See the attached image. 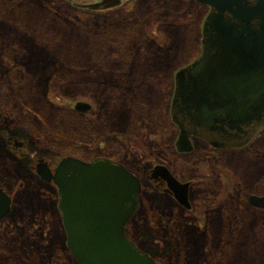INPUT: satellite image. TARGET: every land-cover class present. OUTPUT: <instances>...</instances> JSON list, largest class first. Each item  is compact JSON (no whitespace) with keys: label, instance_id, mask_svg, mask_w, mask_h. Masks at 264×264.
Returning <instances> with one entry per match:
<instances>
[{"label":"rangeland","instance_id":"obj_1","mask_svg":"<svg viewBox=\"0 0 264 264\" xmlns=\"http://www.w3.org/2000/svg\"><path fill=\"white\" fill-rule=\"evenodd\" d=\"M77 2L82 0H0V37L13 32L23 43L1 42L0 60L24 65L37 77L32 85L10 82L7 64H0V78L7 80L0 79V187L13 198L12 215L27 231L8 234L22 239L19 244L0 243V264L63 263L57 187L32 166L44 158L54 169L68 156H107L139 175L148 202L142 200L140 218L128 231L153 257L168 261L183 242L184 264H264V208L247 199L264 196V128L241 150L213 151L199 138L192 152L175 148L174 74L200 54L208 6L197 0H130L93 10ZM79 102L92 108L77 109ZM13 136L27 147L14 149L8 143ZM161 163L193 181L195 203L206 197L223 213L212 211L214 218L202 207L184 209L197 217L178 220L181 234L173 237L166 230L174 231L173 224H148L153 210L146 204L168 203L149 177ZM198 220L204 221L201 227Z\"/></svg>","mask_w":264,"mask_h":264},{"label":"water","instance_id":"obj_2","mask_svg":"<svg viewBox=\"0 0 264 264\" xmlns=\"http://www.w3.org/2000/svg\"><path fill=\"white\" fill-rule=\"evenodd\" d=\"M122 1L105 0L104 7ZM197 2L209 7L201 53L176 71L171 103L180 152L193 150V137L216 148L242 146L264 126V0ZM76 107L91 105L79 102ZM38 173L57 186L66 246L76 264H158L126 233L140 208L142 184L123 164L108 157L85 161L68 156L54 171L40 163ZM153 173L189 206V182H180L164 165ZM248 202L264 208V196H249ZM11 210L12 199L0 188V220Z\"/></svg>","mask_w":264,"mask_h":264},{"label":"flooded vegetation","instance_id":"obj_3","mask_svg":"<svg viewBox=\"0 0 264 264\" xmlns=\"http://www.w3.org/2000/svg\"><path fill=\"white\" fill-rule=\"evenodd\" d=\"M130 0H123L121 2V4L117 5V6H111V7H104L106 5V3L108 2H105V0H82V2H77V4H83V5H87V4H93V5H96L94 8L93 7H90V6H87V8H90V9H93V10H107V9H113V8H116L118 6H121L122 4H125L126 2H129ZM9 25V24H8ZM9 27L3 25V29H8ZM7 35L9 36H4L3 37L5 38H2L0 37V43H4V44H10V40H13L8 33H6ZM0 46H2V44H0ZM114 84V83H112ZM92 108V106H91ZM90 108V109H91ZM260 131H258L252 139H255L257 138L259 135H260ZM15 137V138H14ZM8 143L13 146L14 149L18 150V149H23V147H27V142L26 141H23V140H20L18 139L16 136H13V137H10L8 139ZM245 145V144H244ZM237 146V147H232L231 149H224V150H241L243 148H245L246 146ZM195 149V147L193 148V150ZM16 150H14V152H16ZM192 150V151H193ZM221 150V149H220ZM190 151V152H192ZM10 156V155H9ZM12 157H14V155H12ZM39 160V159H38ZM42 162H46L48 164V166L51 168L50 164L48 163V161L44 158H41L39 161H37L36 165L32 166V168H34L36 170V173L38 175H40L38 173L39 171V167H40V163ZM157 165H164L166 166L170 171L171 173L182 183H185V182H189V193H188V200H189V206H186L184 204H182L181 202H179V200L175 197L173 191L169 188L168 186V182L167 180H165L164 178H162L161 176H154V173H153V169L155 166ZM131 170V169H130ZM132 171V170H131ZM138 177L139 175L133 171ZM41 177V175H40ZM149 177L151 179L150 182H152L153 186H155L156 189H158L159 191H161V193H164V195L167 197V201L168 203H166L165 205L161 206L159 204H152V207L154 208V210H158V211H161L162 214L161 216L159 215H154V219H157L156 223L157 224H150L148 223V220H147V223L150 224V225H155V226H164L166 223H167V226L170 225V224H173V227L175 226V229L174 231L173 230H168V228L166 229L167 230V235L169 237H173L177 234H181V227L180 225L177 224V221L180 220L181 218H183L185 221H192L194 217H197V215H195V213H192V215L188 216L186 214H184V209H187L189 211L193 210V205H195L196 207L200 208L202 207L203 209L205 208L204 211H208L210 212V214H214L212 211H217L219 214L223 213V210L222 208H219V209H215L214 207H210V206H213V205H210L209 203H207V198L206 197H201L200 200L202 199L203 202L201 203V201L199 203H195V197L192 195V190H193V186H194V183L193 181L191 180H186V181H183L182 179H180L178 176H176L173 171L170 169V167H168L166 164H155L154 166L151 167V170L149 171ZM42 178V177H41ZM140 178V177H139ZM43 179V178H42ZM141 179V178H140ZM45 181V180H44ZM142 181V180H141ZM48 182V181H46ZM142 184V191H141V195H140V208L139 210L137 211V213L132 217V219H137L140 218V211L143 210L142 208V200L144 201V198H146L147 202H148V198L147 196L143 195V183ZM1 189L5 190L6 193L11 197V195L7 192V190L4 188V187H0ZM205 192H207V189H205ZM12 199V210L11 212L6 216L4 217L2 220H0V227H2L4 230V232L1 234L0 233V238L1 239H9V235H8V232H10L9 230L12 228L11 226V222L9 221V217H11V214L13 212V209H14V201H13V198L11 197ZM209 199V198H208ZM248 199V198H247ZM57 201H58V192H57ZM193 201V202H192ZM143 205H145L143 203ZM147 206V204H146ZM194 206V207H195ZM208 206V207H207ZM197 209V208H196ZM58 210V208H57ZM59 212V211H58ZM217 213L215 212L214 214V218H215V215ZM60 215V214H59ZM61 217V216H60ZM159 217V218H158ZM132 219L129 221V223L127 224L126 226V232L127 234L129 235V231H128V227H129V224L130 222L132 221ZM136 221V220H135ZM134 221V222H135ZM193 222V221H192ZM204 221L203 220H198L197 221V226L198 227H201L202 224ZM61 223H62V219H61ZM31 224V223H30ZM11 227V228H10ZM62 227H63V224H62ZM192 228V231H195V228L196 227H191ZM21 229L23 230L24 233H26V229L24 227H21ZM28 234V233H27ZM130 238H132L130 236ZM132 242H134L142 251H144L145 253H147L149 256H151L153 259L156 260V262L158 264H166L165 261L162 259V257H153L151 254H149L148 252H146L142 247H140L138 245V243L133 240V239H130ZM174 251L171 255H168L167 256V259H169V264H184L185 261H186V258L188 256V252H186V254H183V251L185 249H187V246L185 244H180V246H178V248H173ZM164 258H166L164 256Z\"/></svg>","mask_w":264,"mask_h":264},{"label":"trees","instance_id":"obj_4","mask_svg":"<svg viewBox=\"0 0 264 264\" xmlns=\"http://www.w3.org/2000/svg\"><path fill=\"white\" fill-rule=\"evenodd\" d=\"M7 2H9V0H6ZM41 5V4H40ZM39 6V5H38ZM41 7V6H40ZM44 7H45V5H44ZM43 12H46V11H43ZM8 13V12H7ZM8 14H10V13H8ZM9 23L7 22L6 23V25L5 26H7V27H9V25H8ZM10 34V33H9ZM10 35H12L13 37H11L13 40L11 41V43L12 44H14L15 46L17 45V46H21V45H23V43H21V41H19V40H17L16 39V37L14 38V36L16 35V33H13V32H11V34ZM18 42H19V44H18ZM1 44V43H0ZM41 46V45H40ZM2 52V51H1ZM25 52V51H24ZM22 55H24V53H22ZM18 60H20V59H18ZM2 61L3 60H0V64H2ZM3 62H5L6 64H7V66H6V68H5V70H6V73H8V76H9V78H8V80L10 81V82H23L24 80H26V81H29L30 80V82H31V85L33 84V81L32 80H34V81H36V76H32V72L30 71V70H28V68L26 67V66H24V65H19L17 62H13V60H11V61H3ZM19 62H21V60L19 61ZM0 79H2V81L3 80H6L5 79V77H1ZM7 81V80H6ZM4 82V81H3ZM1 110H0V117H2L3 116V111H4V108L3 107H1L0 108ZM8 111V110H7ZM37 117H38V115L37 114H35V119H37ZM38 121L40 122V124H44V122H41V120L38 118ZM43 121V120H42ZM173 128H174V132L175 133H177V130H176V127H175V125L173 126ZM36 134V133H35ZM38 134V133H37ZM40 135V134H39ZM174 136H176V135H174ZM207 146L210 148V149H212L213 151H218V150H216V149H213L208 143H207ZM7 163V162H6ZM147 209H148V211H150V210H153V215L152 216H150L149 214L147 215L148 217H147V220H148V223H150V224H157L156 223V221H157V219H154V215H158V213H159V215L161 216V214H162V212L161 211H158V210H154V208L152 207V205H150V204H148L147 203ZM11 216L12 217H9V221L11 222V229L9 230L10 232H8V234L10 233V234H24V232H23V230H22V232H20V231H17V232H15L16 231V229L17 230H21V227L19 226L20 225V223H19V220L17 219V216L15 217V216H13L12 214H11ZM159 218V217H158ZM145 219H146V217H145ZM135 220H137V217H136V219L134 218V219H132V221L130 222V224L129 225H131L132 223H134V221ZM22 220H20V222H21ZM14 226V227H13ZM17 235H14L12 238L13 239H0V243H2V242H5L7 245H12V244H19V242H20V240H22V239H20V238H17L16 237ZM187 249H185L184 251H183V254H185V251H186ZM187 252V251H186ZM61 253H62V257H61V259L63 260L62 262V264H66V263H73V262H75L74 261V259L71 257V255H70V253H69V251H68V249H67V247L64 245L63 247H62V249H61ZM60 258V257H59ZM166 260V259H165ZM168 261H165V263L166 264H169V259H167ZM43 264H52L50 261H46V262H44Z\"/></svg>","mask_w":264,"mask_h":264}]
</instances>
